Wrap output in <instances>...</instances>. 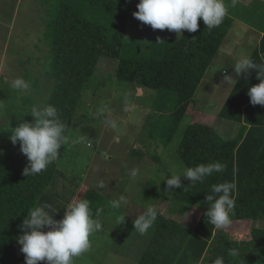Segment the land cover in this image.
Returning a JSON list of instances; mask_svg holds the SVG:
<instances>
[{
  "label": "trees",
  "instance_id": "trees-1",
  "mask_svg": "<svg viewBox=\"0 0 264 264\" xmlns=\"http://www.w3.org/2000/svg\"><path fill=\"white\" fill-rule=\"evenodd\" d=\"M41 2L48 6L44 35L48 56L44 72L52 84L45 104L56 107L66 125V135L70 133L84 92L90 87L97 92L108 85L105 79L112 78L99 77L102 59L118 62L117 82L158 91L163 96L172 93L175 105L170 114L181 121L234 26V19L226 15L212 30L199 19L197 32L183 30V36L177 40L129 39L131 0ZM253 61L261 63L257 56ZM254 74L248 82L243 78L239 81L219 113L222 120L241 125L236 135L223 136L211 126L192 123L179 140L177 157L184 166L218 161L224 165V171L194 186H188L189 181L181 178L184 187H188L176 188L172 197L164 192L166 182L144 184V192L150 191L155 199L171 202L170 214L187 216L197 206L202 209V215L193 226L158 213L155 228L137 264H213L217 257H223L225 264H264V229H252L250 241L239 242L208 223L204 215L205 197L211 194V185L229 182L235 185L231 221L264 222V107L252 106L246 94L249 87L256 85L252 83ZM26 78L34 85L31 73ZM102 78L105 82L100 81ZM0 90V264H25L17 240L28 211L47 203L56 212L53 218L61 220L70 201L60 203L58 197L71 191L57 179L64 178L59 170L64 146L57 160L41 173L23 175L27 158L21 153L19 142L13 145L9 136L11 128L23 119L31 122V109L36 103L29 96H20L9 84L1 83ZM244 107L250 119L249 131L243 125ZM160 112L167 113L158 107L157 113ZM171 175L172 172H167V177ZM61 185L62 191L58 193ZM79 199L90 201L93 214L100 212L103 197L96 190H87L75 202ZM230 249H236L238 256H230Z\"/></svg>",
  "mask_w": 264,
  "mask_h": 264
},
{
  "label": "rangeland",
  "instance_id": "rangeland-1",
  "mask_svg": "<svg viewBox=\"0 0 264 264\" xmlns=\"http://www.w3.org/2000/svg\"><path fill=\"white\" fill-rule=\"evenodd\" d=\"M225 4L228 12L237 17L256 15L244 11L242 3L238 6L233 0H225ZM47 7L41 0L19 3L0 0V84L11 85L18 77L28 82L26 74L31 73L34 85L29 83V90L19 94L29 96L36 104H45L52 86L44 72L48 56L44 36ZM130 10L129 39L172 41L180 38L167 29L153 30L150 25H144L133 16L138 10L133 7ZM117 66V61H100L99 77L112 78L105 79L108 85L97 92L91 87L84 92L68 136L72 139L83 135L85 143L64 145L60 160L59 170L64 178L58 176L57 179L63 186L69 185L71 195L80 188V197L89 189L96 190L103 197L95 219L101 229L92 234L89 251L76 257L74 264H137L155 223L141 235L134 230L132 222L150 205H154L161 215L187 225L195 226L202 215V209L197 206L191 208L187 216L172 215L169 200H157L152 192L143 191L144 184L155 182L161 185L167 172L179 173L184 167L177 157V149L191 119L185 117L177 121L171 116L170 110L175 105L172 93L163 96L158 91L117 82ZM100 81L105 82L103 78ZM203 90L208 97L207 87ZM158 107L166 110V115L157 113ZM105 108L107 111L101 113L100 110ZM113 120L117 124L115 129L109 123ZM166 140L169 143L166 144ZM157 156L159 158L154 159ZM134 169L137 170L135 179L130 175ZM175 190L166 191L165 188L164 192L167 197H172ZM121 195L127 198L128 204L120 209L112 208L110 201ZM59 201L64 203L65 199ZM251 228L264 229V222L233 221L222 230L233 238L238 232L250 234Z\"/></svg>",
  "mask_w": 264,
  "mask_h": 264
},
{
  "label": "clouds",
  "instance_id": "clouds-1",
  "mask_svg": "<svg viewBox=\"0 0 264 264\" xmlns=\"http://www.w3.org/2000/svg\"><path fill=\"white\" fill-rule=\"evenodd\" d=\"M235 0H233V4ZM138 11L133 16L144 25H150L153 30H169L175 32L177 38L183 36L181 30L195 33L198 30V20L202 19L208 30L218 27L226 15L228 8L225 0H139L136 5ZM158 42H161L158 38ZM255 73L258 84L247 90L252 106L264 107V62L255 63L247 55L241 57L232 69L231 75H225L224 81L234 83L236 78L248 79ZM235 77V78H234ZM11 87L19 92H27L30 88L28 82L16 78ZM2 107V106H0ZM101 113L107 109H101ZM31 122L22 120L10 131V140L13 145L19 142L21 153L27 158V165L23 175H37L57 160L64 145H80L85 143L83 135L70 139L66 135V125L61 121L58 110L51 104H36L32 107ZM115 129L116 122L109 121ZM224 165L220 162L198 164L195 167L184 166L179 173L164 177L166 191L174 188L185 189L204 180L215 173H222ZM133 179L137 170L130 173ZM181 178L189 181L184 187ZM103 187V185H101ZM235 185L229 182L211 185V194H206L207 210L204 215L208 223L217 229L231 224L234 215L235 201L232 193ZM112 208L120 209L128 204L125 196L110 201ZM50 204L34 206L28 211L20 226L22 234L17 243L21 245L20 251L25 255V264H73L76 257L89 251L90 237L101 229V224L94 219L99 211L93 214L90 201L79 199L70 203L64 211L61 220H55ZM158 217V209L154 205L148 206L141 215L133 220L134 230L143 235L153 226ZM124 222L125 218H121ZM46 230V231H45ZM230 256H238L236 249H230ZM213 264H225L223 257H217Z\"/></svg>",
  "mask_w": 264,
  "mask_h": 264
},
{
  "label": "crops",
  "instance_id": "crops-1",
  "mask_svg": "<svg viewBox=\"0 0 264 264\" xmlns=\"http://www.w3.org/2000/svg\"><path fill=\"white\" fill-rule=\"evenodd\" d=\"M14 1L19 3L24 0ZM138 3L139 0H131L130 9L132 7L137 9L136 5ZM238 4H241L242 7H244V11L248 10L250 14L255 12L256 15L252 18H243L237 17L234 14L228 12L227 15L234 19V26L228 32V35L222 45L220 52L215 57L211 67L203 78L186 113V117H189L191 119V124L199 123L208 125L215 128L222 135L225 134L229 136L236 135L238 133V130L241 128V125L238 123L222 120L219 117V113L242 78H236L237 80L234 83H227L223 78L226 74H232L234 64L244 55H247L252 60L257 56L259 57L260 62H264V0H235L234 5ZM254 5H256L255 8L253 7ZM181 32L183 33V30H181ZM252 78V83H259V81L255 79V77ZM248 81H250V79H247V82ZM206 87L209 92L208 97H206V92L203 90V88ZM246 110L247 109L244 107L242 112L243 125H246L245 127H247V131H249L251 126L250 124H247L248 120L250 119L248 118V116H246ZM145 158L147 157L145 156ZM66 186L69 188V185L66 184ZM58 189L59 190L57 192L60 193L62 189ZM79 189L80 188H77L75 194L60 195L58 199H65V202L70 201V203H75L76 199L79 197ZM248 225L250 228L252 223ZM251 231L250 234H248L249 238L246 233L238 232L236 236L231 239L239 242L250 241ZM74 262L75 259L73 261V264Z\"/></svg>",
  "mask_w": 264,
  "mask_h": 264
}]
</instances>
